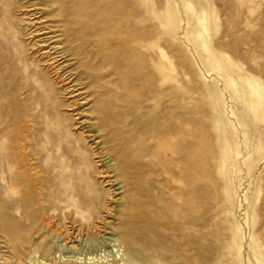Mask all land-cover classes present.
<instances>
[{"label": "rangeland", "instance_id": "1", "mask_svg": "<svg viewBox=\"0 0 264 264\" xmlns=\"http://www.w3.org/2000/svg\"><path fill=\"white\" fill-rule=\"evenodd\" d=\"M173 121L139 176L121 146L161 151ZM1 217L0 264H264V0H0Z\"/></svg>", "mask_w": 264, "mask_h": 264}, {"label": "bare ground", "instance_id": "2", "mask_svg": "<svg viewBox=\"0 0 264 264\" xmlns=\"http://www.w3.org/2000/svg\"><path fill=\"white\" fill-rule=\"evenodd\" d=\"M87 1L91 2L93 0H87ZM93 11L94 10L92 8H88V9L83 10V12H85V13H83V12L82 13L85 16H88L89 22L85 26L84 31L81 32L79 29L77 30V32H78L80 37L88 38L95 31L96 28L91 22V19L93 17ZM65 12H72V11L71 10H65ZM103 16H105V14H103ZM106 25H108V21H107ZM83 57L87 58V56H83ZM138 78L136 77V79H138ZM134 79L135 78H133L132 80L134 81ZM143 80H144V78H143ZM146 82H147V80H146ZM143 84H146L145 81H144ZM134 85H135V83H134ZM172 85H174L173 84V79L170 76H165L164 80H163V84H161V83L158 84L155 81L148 80L147 84L144 87H142L138 91L136 90L137 94L139 93V95H140V102H139L137 111H139L141 109V107L148 109V111H142L143 117H138L137 111L135 110L136 111L135 114H134L135 126H138V127L139 126H151L152 129L158 127L159 123L164 120V118H160V111H159V108H158L160 106L159 92H162V91L164 93L170 92V88H171ZM127 87H129V86H127ZM126 90H128V89H126ZM155 91H157L158 93L157 94L153 93ZM180 99L185 101V98L181 97ZM175 100H177V98H174V99L173 98L172 99L169 98L168 102L169 103H173ZM187 113H188L187 108H185L183 110H179V111H174V110L170 109L168 111L167 115H162L161 114V116L175 117L178 114L186 115ZM125 120H127V118ZM161 132H162L160 134L161 137L165 138L166 140H170V144L168 146H166V147H162L163 149L161 151L153 150L152 153H147L146 151L151 147L147 143L138 144L140 147L139 148L137 147L136 149H134L132 151L129 150L130 148L127 147V145H122L121 146V150H123L122 151V155L124 156V158L131 153V154L134 155L133 157H135V159H137L139 161V162L138 161L136 162V164L138 163L137 167H136V170L138 168L139 169L138 172H141V173H139V176H140V174L142 176H146L147 175L143 169L146 166H148V164H149L148 162H150V164L152 165L151 169H154L156 166H158L157 162H155V164H154V162H153L154 159L160 158V157H166L167 156V152H169V155L171 157L173 156V154H175V152H173V151H167L166 148L167 147L170 148L171 146H173L176 143L177 137L179 135H181V133H182L179 130V128H178V123L174 122V121L173 122H169L167 127L163 128V130H161ZM202 137L203 136H201V138ZM127 140L129 141L130 137H128ZM124 143L127 144V142H124ZM170 150H171V148H170ZM184 155H185L184 164H185V167L189 170V172L192 173L193 171H198V172H200L202 174V172H203V162H204V150H203V145H202V139H199L198 142H196V143H194V144H192L190 146L187 145L184 148ZM147 159H148V161L146 162ZM166 171H167V173H171L168 170H166ZM189 175H191V174H189ZM22 184H23V181L19 180V181H17V183L11 185L15 190L18 191V193H19L18 197H22V196H24L26 194L25 191L18 190V186H20ZM175 199H177V196H174V199L172 198V200H171L173 208L180 205L179 201H176ZM172 212L174 213V211H172ZM16 213L20 214V212L18 210H16ZM4 219H5L4 217L0 218L1 221H3ZM12 237L17 239V234L16 233H12ZM87 241H88V244H90V245L93 244L92 241H89V240H87ZM123 243H126V241L124 239H123ZM140 244H144L145 245V239H143L141 237L137 238L136 239V245L138 246ZM45 250H47V249H45ZM122 251L123 250H121L120 247L117 248V250L115 251V261L114 262H116V260H118V262L122 261V258H123V255H124V253L121 254ZM91 260L93 261V259H91ZM6 264H8V263H6ZM9 264H14V263H10L9 262Z\"/></svg>", "mask_w": 264, "mask_h": 264}]
</instances>
